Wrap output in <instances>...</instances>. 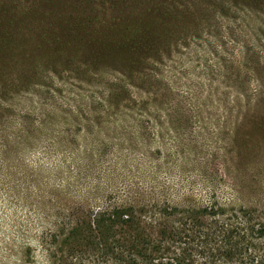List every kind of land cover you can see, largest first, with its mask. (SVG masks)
Returning <instances> with one entry per match:
<instances>
[{
	"label": "rangeland",
	"instance_id": "rangeland-1",
	"mask_svg": "<svg viewBox=\"0 0 264 264\" xmlns=\"http://www.w3.org/2000/svg\"><path fill=\"white\" fill-rule=\"evenodd\" d=\"M94 1L97 9L110 2ZM111 1L109 10L136 5ZM50 2L0 0V264H146L159 255L163 226L191 231L204 209L215 220L219 211L264 208V130L234 132L245 117L231 106L240 87L230 74L258 48L251 1L161 2L184 29L180 45L150 63L146 109L143 93L126 87L141 79H117L107 66L91 72L77 51L89 44L80 47L85 38L69 18L55 39ZM243 65L245 94L254 93L264 69L258 74L249 55ZM111 83L140 105L110 110ZM101 219L116 223L106 229ZM171 244L176 255L178 239Z\"/></svg>",
	"mask_w": 264,
	"mask_h": 264
},
{
	"label": "trees",
	"instance_id": "trees-1",
	"mask_svg": "<svg viewBox=\"0 0 264 264\" xmlns=\"http://www.w3.org/2000/svg\"><path fill=\"white\" fill-rule=\"evenodd\" d=\"M43 1H51L50 4L54 7L51 12L58 22H54L56 23L55 27L58 28L54 32L55 39L60 38L64 34L63 29L69 27L67 25L63 27L61 24V22H64L62 18H69L68 23L81 30L82 37L85 38H82L84 42L80 47L89 44L88 52L82 53L83 56L80 55L79 51L81 50L77 49V51L79 56L89 59V64L92 66L91 72H98L101 75L100 69L107 66L119 75L117 79L121 77L132 79L131 81L141 79L142 86L129 83L131 86L126 87L129 90L130 87H135L133 89L143 93V102H139H141L144 109L153 105L150 89L146 87L148 82L147 73H153L154 68V65L150 63L161 61L172 47L179 46L180 39H182L179 37L182 35H177V32L184 29L180 18L179 20L176 17L170 19V11L161 6L163 0H149L152 1V5H146L145 7L141 6L148 0H135L136 5L132 6L129 12L123 10V8L128 9V6H125L127 4L124 3L121 10L116 11L115 8L109 10L111 5L114 6L115 3L111 0H108L110 2H107L108 6L106 8L102 7L101 9L93 6L96 4L94 0ZM249 1L251 2H244V6L251 10L254 17L252 18L256 25L254 40L258 44V48H250L247 52H244L241 56L242 63L239 62L237 65L238 71L230 74V77L232 76L234 82H236L235 87H238V85L240 87L236 91L237 97H233L231 100V106L239 115L245 117V120L241 119L239 122H235L234 132L238 129L247 132L251 129L264 130V78L260 76L261 78L256 79L255 92L251 93L253 91L250 90L246 94L247 89L239 78V70L241 66H245L243 64L248 59V55L258 74H260V70L264 69V18L259 19L258 16L264 11V0ZM118 2L120 1H116V4ZM155 11L158 13V17H155ZM103 15L107 16L104 17ZM52 42V39L47 38L46 44ZM68 45H70L69 42ZM53 52L61 57L62 54L71 53L72 51L69 49L67 52L62 50L58 53L54 49ZM59 57H57V60ZM103 70L105 71V68ZM250 71H252L250 73H253V70ZM221 72L224 75L227 72V67L222 65ZM119 85L120 83H111L110 88L104 93L105 99L110 102V110L116 109L122 104L129 105L131 102H135L134 105L138 107L140 104L132 96L131 91L129 93L126 89L119 90ZM122 93L125 94L123 96L127 100L118 103V98L121 100L123 97ZM125 101H128L129 104ZM149 103H151L150 106H148ZM109 111L106 112L107 116L110 115ZM123 117L131 118L129 114ZM243 126L244 128H242ZM233 136V141L242 142L238 140V136L235 134ZM225 212L213 213L218 218H215V220L211 218V221L208 217L210 212H207L206 209L202 210L200 216H198L201 220L195 224V229L191 231L185 229L186 224L177 228L163 226L160 229L161 241L155 238L157 246L156 249L153 248L156 251L159 250V252H156L159 255L157 258L152 257L146 264H264V208L256 210L239 208L224 217ZM123 215V222H129V216L127 214ZM103 220L104 223L107 221L101 219V221ZM115 223L113 221L109 225L107 221L106 229L113 228ZM103 225L105 226V224ZM144 235L143 241L145 244L152 243L154 239L146 234ZM177 239L180 251L179 248H176L177 254L175 255L170 250L173 245H170V242H176ZM163 241L166 243L163 246L164 249L171 251L174 256H165V252L160 251L162 246L159 244H163Z\"/></svg>",
	"mask_w": 264,
	"mask_h": 264
}]
</instances>
